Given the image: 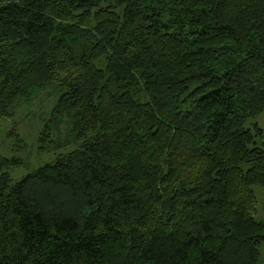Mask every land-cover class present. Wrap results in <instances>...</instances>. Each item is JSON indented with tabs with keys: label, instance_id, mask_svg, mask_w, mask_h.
<instances>
[{
	"label": "trees",
	"instance_id": "1",
	"mask_svg": "<svg viewBox=\"0 0 264 264\" xmlns=\"http://www.w3.org/2000/svg\"><path fill=\"white\" fill-rule=\"evenodd\" d=\"M45 92L0 264H261L264 0H0V121Z\"/></svg>",
	"mask_w": 264,
	"mask_h": 264
},
{
	"label": "rangeland",
	"instance_id": "2",
	"mask_svg": "<svg viewBox=\"0 0 264 264\" xmlns=\"http://www.w3.org/2000/svg\"><path fill=\"white\" fill-rule=\"evenodd\" d=\"M55 103V96L45 92L28 103L19 104L13 110L12 119L0 121V155L21 163L10 170L14 180L21 179L39 166L53 162L57 154L80 147V143L77 145L78 143L71 142L59 147L60 151L55 147L40 150V132L50 118ZM250 123H256L264 135V112L250 120ZM254 191L258 201L256 218L264 219V188L256 187ZM260 259L261 264H264V245L260 248Z\"/></svg>",
	"mask_w": 264,
	"mask_h": 264
}]
</instances>
